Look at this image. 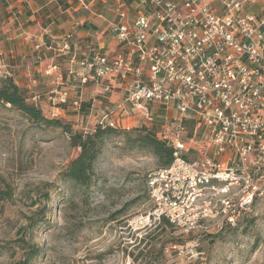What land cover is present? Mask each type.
<instances>
[{
	"label": "built area",
	"instance_id": "built-area-1",
	"mask_svg": "<svg viewBox=\"0 0 264 264\" xmlns=\"http://www.w3.org/2000/svg\"><path fill=\"white\" fill-rule=\"evenodd\" d=\"M136 4L132 12L117 0L109 26L123 52L81 54L66 43L59 54L71 55L79 68L69 71L68 83H91L95 95H112L116 87L123 94L95 127L118 128L119 113L151 121L152 107L174 109L164 137L172 161L148 176L153 208L146 219L167 222L197 247L237 227L264 197V0ZM43 75L62 81L53 60ZM7 78L9 67L0 61V79ZM69 94L54 91L49 100L76 112L81 98L69 102Z\"/></svg>",
	"mask_w": 264,
	"mask_h": 264
},
{
	"label": "rangeland",
	"instance_id": "rangeland-1",
	"mask_svg": "<svg viewBox=\"0 0 264 264\" xmlns=\"http://www.w3.org/2000/svg\"><path fill=\"white\" fill-rule=\"evenodd\" d=\"M38 82L26 91L43 95L53 86ZM40 97L43 115L63 119L73 131L91 130L97 121L80 122ZM115 120L125 134L103 139L92 183L74 188L64 178L79 154L69 135L37 129L0 106V264L23 263L32 247L40 254L30 264H264V197L255 201L245 229H226L197 247L166 222L148 221V176L163 167L141 137L148 131L168 136L171 116L160 123L130 112Z\"/></svg>",
	"mask_w": 264,
	"mask_h": 264
},
{
	"label": "crops",
	"instance_id": "crops-1",
	"mask_svg": "<svg viewBox=\"0 0 264 264\" xmlns=\"http://www.w3.org/2000/svg\"><path fill=\"white\" fill-rule=\"evenodd\" d=\"M117 7V0H0V61L9 67L11 79L29 100L34 96L48 97L50 106L51 93L66 89L61 87L66 85L70 91L69 102L80 96V109L74 112L65 106L66 110L54 107L55 110L67 112L69 109L74 113L73 118L80 122H93L104 112L97 108L103 107L107 111L109 106L120 101L117 95L123 94L116 87L112 95L97 96L91 83L85 87L68 83L69 71L79 72V68L71 62V55H61L59 51L67 43L71 50L77 49L81 54L91 50L102 55L123 52L109 35V26L117 20ZM52 60L61 69L62 81L55 76L43 75L45 66ZM40 80L42 84L53 85L51 89L46 88L49 90L46 94L26 91ZM153 113L155 118L166 120L169 114L172 118L175 111L154 106L151 108Z\"/></svg>",
	"mask_w": 264,
	"mask_h": 264
},
{
	"label": "trees",
	"instance_id": "trees-1",
	"mask_svg": "<svg viewBox=\"0 0 264 264\" xmlns=\"http://www.w3.org/2000/svg\"><path fill=\"white\" fill-rule=\"evenodd\" d=\"M120 1L124 3V5L130 10H134L137 5L136 0ZM0 106H7L9 109L19 113L35 127L37 126V129L42 127L49 129H60L65 134L69 135L70 146L72 148L78 149L79 154L68 165L64 173V178L68 180L74 188H86L92 183L94 167L101 151L103 139L117 133L125 134V131L120 132L118 128H101L95 126L93 130L85 131V129H75V131H73L72 127L66 124L61 118L57 119L55 117V119H48L43 115L39 106L34 104L32 100H29L25 92L22 91V89H20L11 78L0 79ZM56 108L66 110L65 106L63 105H56ZM64 112L67 113L66 111ZM153 114L152 118H155V114ZM72 117H74V113H72ZM155 119L159 120L160 122L163 118L156 117ZM157 135L151 131H148L143 135V137H141V143L142 146L151 148L154 155L161 163V166L165 168L168 167L172 161L173 150L168 142L162 138V136L158 137ZM248 217L241 221L237 227L228 228L225 230L228 232H236L243 228L245 229L252 221V219L250 221L246 220ZM210 237L212 238L213 236H209V238ZM29 250L30 255L21 264H30L40 254V249L37 247H32Z\"/></svg>",
	"mask_w": 264,
	"mask_h": 264
}]
</instances>
